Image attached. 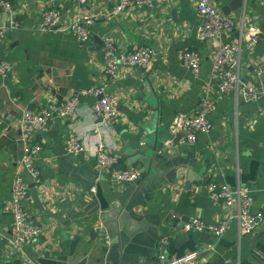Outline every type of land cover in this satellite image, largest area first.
<instances>
[{
    "label": "crops",
    "instance_id": "obj_1",
    "mask_svg": "<svg viewBox=\"0 0 264 264\" xmlns=\"http://www.w3.org/2000/svg\"><path fill=\"white\" fill-rule=\"evenodd\" d=\"M233 1L211 0L236 25L221 41L237 40L249 27L257 30L259 41L242 47L240 77L264 86V0H243L239 19ZM9 2L12 14L0 10V26H8L9 19L18 26L0 42V61L11 64L9 74L0 76V264H154L159 253L172 258L193 250L200 251L198 264H261L264 96L252 102L233 94L219 98L208 134L198 135L194 144H171L169 126L176 115L197 109L216 47L215 41L196 37L195 2L173 0L155 10L134 7L118 15L112 14L116 0L85 6L75 0ZM47 8L59 11V25L92 18L89 40L38 31ZM105 36L124 52L148 46L154 58L146 69L120 68L106 76L101 52ZM183 49L198 52L197 74L178 61ZM257 66L263 68L261 77L256 76ZM100 87L118 102L110 122L89 110L100 98L89 91ZM74 97L79 102L75 120L54 118L45 132L29 130L22 122L24 109L39 111ZM70 135L80 139L82 151L65 152ZM98 141L118 157V168L142 170L136 182L114 184L108 172L98 169L93 156ZM24 142L41 146L35 160L39 181L28 180L25 206L28 220L41 233L18 250L10 244L11 217L1 209L11 198ZM154 143L152 154L149 146ZM150 155L146 173L139 158ZM210 181L250 193V211L263 214L252 234L241 235L233 219L220 238L207 229H185L193 218L209 226L235 211L211 201L205 189Z\"/></svg>",
    "mask_w": 264,
    "mask_h": 264
},
{
    "label": "built area",
    "instance_id": "obj_2",
    "mask_svg": "<svg viewBox=\"0 0 264 264\" xmlns=\"http://www.w3.org/2000/svg\"><path fill=\"white\" fill-rule=\"evenodd\" d=\"M79 6H85L96 0H75ZM173 0H116L112 8V14L118 15L134 7L147 10H155L161 5ZM196 4V12L199 24L196 28V37L200 41H215L216 47L212 58V67L208 79L202 85V97L197 109L191 115L178 114L169 126L171 144H194L198 135L208 134L212 129L210 114L215 109L216 102L228 94H233L236 99L252 102L264 96V86L259 82H246L240 77V54L243 45L256 44L260 36L254 27H249L245 32L240 31L237 40L221 41L223 33L236 27L230 17H225L211 0H193ZM0 10L12 14V6L9 0H0ZM12 18V17H10ZM59 11L47 8L40 17L38 31H57L69 33L76 39L86 42L90 38L87 25L92 23V18H82L58 24ZM18 24L9 19L8 26H0V42L6 32ZM102 64L106 76L115 75L120 68L138 67L146 69L154 58V51L148 46H140L133 51L124 52L117 49L116 43L110 36L102 38ZM180 64L193 74L199 71L200 56L195 50L183 49L177 53ZM11 69L7 61H0V76L5 78ZM257 77L263 74V68L257 66L255 69ZM94 96H100L90 105L92 114L100 116L104 121L110 122L118 112V102L115 97L106 94L104 87L90 90ZM78 99L70 98L53 107H44L39 111L24 109L21 114L22 122L32 131L48 130L54 118L61 120H75L78 118ZM264 112V110H261ZM41 149L37 143L24 142L22 154L19 158V168L15 172L11 182V198L2 206V212L11 217V239L12 248L20 250L24 245L36 240L41 233V228L28 220L26 203L29 201L28 180L39 181V172L35 166L36 157ZM64 149L68 154L82 151L83 145L77 136L70 135L64 141ZM96 166L99 170L108 172L110 180L114 184H132L141 175V169L136 166L118 168V157L109 152L106 145L98 141L93 150ZM206 191L213 203L223 204L234 212L220 219L215 225L205 226L198 218L191 219L185 224V229L202 230L207 229L213 233L215 238H220L227 229L229 221L235 220L238 230L242 235H250L263 221V214L250 211L253 198L247 190L241 188L232 189L226 183L210 181L205 186ZM166 243L162 240L161 244ZM200 251L193 250L179 257L168 258L163 253L157 255L154 264H198ZM261 264H264V257Z\"/></svg>",
    "mask_w": 264,
    "mask_h": 264
},
{
    "label": "water",
    "instance_id": "obj_3",
    "mask_svg": "<svg viewBox=\"0 0 264 264\" xmlns=\"http://www.w3.org/2000/svg\"><path fill=\"white\" fill-rule=\"evenodd\" d=\"M231 8H233L234 9V15H235V17L236 18H240V16H241V14L243 13V0H234L233 1V3H232V5H231ZM222 12L223 13H227L226 12V7H223L222 8ZM149 148H150V150L152 151V154L154 153V150H155V148H156V144L154 143V144H151L150 146H149ZM139 152H142L141 150L139 151ZM151 154V155H152ZM151 155L150 156H146L145 158H142V157H140L139 158V160H141V162L144 164V166H145V172L146 173H148V168H146L147 167V165H148V162H149V165H150V161H151ZM138 158V157H137ZM136 158V159H137ZM148 165V166H149ZM160 171V169L159 168H157V173ZM172 171H174V170H172ZM257 237V236H256ZM255 239V238H254Z\"/></svg>",
    "mask_w": 264,
    "mask_h": 264
}]
</instances>
